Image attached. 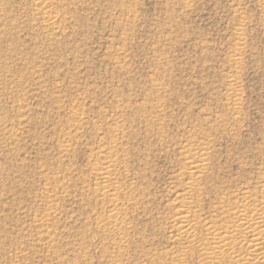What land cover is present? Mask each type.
Instances as JSON below:
<instances>
[{
  "label": "rangeland",
  "instance_id": "1",
  "mask_svg": "<svg viewBox=\"0 0 264 264\" xmlns=\"http://www.w3.org/2000/svg\"><path fill=\"white\" fill-rule=\"evenodd\" d=\"M263 194L264 0H0V264H250Z\"/></svg>",
  "mask_w": 264,
  "mask_h": 264
},
{
  "label": "bare ground",
  "instance_id": "2",
  "mask_svg": "<svg viewBox=\"0 0 264 264\" xmlns=\"http://www.w3.org/2000/svg\"><path fill=\"white\" fill-rule=\"evenodd\" d=\"M196 149H197V148H196ZM200 151H201V150H200ZM195 154H196V153H195ZM199 157H200V156H199ZM185 158H186V157H185ZM187 158H188V157H187ZM190 159H191V158H190ZM199 160H200V158H199ZM190 161H191V160H190ZM197 161H198V160H197ZM191 163H192V162H191ZM189 164H190V163H189ZM198 164H200V163H198ZM200 165H201V164H200ZM192 166H193V163H192ZM195 166H196V165H195ZM192 169H193V168H192ZM195 171H196V170H195ZM195 171H194V173H196ZM101 173H102V172H101ZM191 173H192V172H191ZM192 175H193V174H192ZM191 177H192V176H191ZM262 190H263V189H262ZM259 191H261V190H259ZM247 192H248V191H247ZM243 193H244V192H243ZM243 193H242V194H243ZM249 193H250V191L248 192V194H249ZM242 194H241V195H242ZM245 194H246V193H244V195H245ZM251 194H252V193H251ZM229 195H231V194H229ZM263 195H264V194H263ZM226 196H227V195H226ZM244 197H245V196H244ZM248 197H249V196H248ZM248 197H247V198H248ZM252 197H253V194H252ZM259 197H260V196H259ZM263 197H264V196H263ZM229 198H230V197H229ZM229 198H228V199H229ZM231 198H232V197H231ZM231 198H230V200H231ZM236 198H237V197H236ZM241 198H242V197H241ZM245 198H246V197H245ZM243 199H244V198H243ZM243 199H242V200H243ZM251 199H252V198H251ZM255 199H256V198H255ZM262 199H263V198H262ZM234 200H235V198H234ZM237 200H238V199H237ZM237 200H236V201H237ZM240 200H241V199H240ZM244 201H245V200H244ZM244 201H238V202H244ZM249 201H250V200H249ZM249 201H248V202H249ZM257 201H258V199H257ZM260 201H261V200H260ZM262 201H264V200H262ZM231 202H232V201H231ZM238 202H236L237 205H238ZM245 202H246V201H245ZM250 202H251V201H250ZM250 202H249V203H250ZM253 202H254V201H253ZM258 203H259V202H257V204H258ZM261 203H262V202H261ZM261 203H259V204H261ZM263 203H264V202H263ZM184 204H185V203H184ZM228 204H229V202H228ZM233 204H234V203H233ZM244 204H245V203H244ZM247 204H248V203H247ZM254 204H255V203H254ZM255 205H256V204H255ZM182 206H183V205H182ZM184 206H185V205H184ZM250 206H251V205H250ZM263 206H264V204H263ZM263 206H262V207H263ZM185 207H186V206H185ZM223 207H226V206H223ZM258 207H259V206H258ZM238 208H239V207H238ZM240 208H241V207H240ZM228 209H229V208H228ZM233 209L235 210L236 208L234 207ZM243 209L245 210V208H243ZM246 209H247V208H246ZM253 209H254V208L252 207V210H253ZM238 210H239V209H237V211H238ZM240 211H243V210H240ZM259 211H260V209H259ZM262 211H264V210H262ZM182 212H183V211H182ZM185 212H187V211H185ZM223 212H225V211H223ZM233 212L235 213V211H233ZM238 212H239V211H238ZM238 212H237V213H238ZM180 213H181V212H180ZM183 213H184V212H183ZM226 213H227V212H226ZM230 213H231V212H230ZM240 213H242V212H240ZM249 213H250V211H249ZM251 213H252V212H251ZM261 213H262V212H261ZM261 213H260V214H261ZM263 213H264V212H263ZM232 214H233V213H232ZM235 214H236V213H235ZM242 214H243V213H242ZM242 214H241V215H242ZM244 214H246V213L244 212ZM256 214H257V213H256ZM256 214H255V215H256ZM228 215H229V213H228ZM247 215H249V214L247 213ZM252 215H253V214H252ZM255 215H254V216H255ZM181 216H182V215H181ZM183 216H184V215H183ZM186 216H187V215H186ZM226 216H227V215H226ZM187 217H188V216H187ZM222 217H223V216H222ZM232 217H233V216H232ZM251 217H253V216H251ZM181 218H182V217H181ZM219 218H221V217H219ZM233 218H234V217H233ZM235 218H236V217H235ZM257 218L259 219L258 221H256V218H255V219L252 218L251 220H248V219L246 220V219H245V221L243 220L244 222H242V223H240V224L238 223V224H239V227L244 228V229H248V230H249V228H255V229L258 228V229H260V231H259L260 233L258 232L259 235H260V237L258 236V237H259V238H258V237L256 236L257 239L254 238V240H252V241H255V239H256V240H257V241H255L256 243H254V245H252V244L249 245V247H250V246H257V245H259V244L264 245V218L261 217V216H257ZM184 219H185V218H184ZM192 219H193V218H192ZM192 219H191V220H192ZM227 219H229V218H227ZM236 219H237V218H236ZM236 219H235V222H234V223H236ZM239 219H240V218H239ZM239 219H238V220H239ZM181 220H182V219H181ZM186 220H187V218H186ZM199 220H200V219H199ZM199 220H198V221H199ZM216 220H217V219H216ZM240 220H242V219H240ZM187 221H188V220H187ZM193 221H195V220H193ZM201 221H202V220H201ZM212 221H213V220H212ZM212 221H211V222H212ZM179 222H180V221H179ZM184 222H185V221H184ZM189 222H190V221H189ZM202 222H203V221H202ZM208 222H209V221H208ZM208 222H207V223H208ZM214 222H215V221H214ZM223 222H224V221H223ZM230 222H231V221H230ZM187 223H188V222H187ZM198 223H199V222H198ZM209 223H210V222H209ZM227 223H228V222H227ZM177 224H178V223H177ZM191 224H192V223H191ZM182 225H183V223H182ZM182 225H181V226H182ZM188 225H189V224H188ZM207 225H209V224H207ZM230 225H231V224H230ZM232 225H233V224H232ZM183 226H184V225H183ZM204 226H206V225H204ZM210 226H211V225H210ZM213 226H214V224H213ZM213 226H212V227H213ZM219 226H220V224H219ZM223 226H224V224H223ZM223 226H222V227H223ZM227 226H228V225H227ZM236 226H237V225H236ZM184 227H187V224H186V226H184ZM184 227H183V228H184ZM188 227L191 228L192 225H191V226H188ZM193 227H195V226H193ZM215 227H216V226H215ZM215 227H213V228H215ZM231 227H232V226H230L229 228L232 229ZM218 228H220V227H218ZM236 228H238V227H236ZM186 229H187V228H186ZM191 229H192V228H191ZM205 229H206V228H205ZM209 229H210V227H209ZM233 229H234V228H233ZM176 230L178 231V228H177ZM182 230L186 232V230H184V229H182ZM188 230H189V228H188ZM225 230H226V228H225ZM227 230H228V229H227ZM190 231H191V230H190ZM244 231H245V230H244ZM244 231H243V233H244ZM210 232L213 233L211 230H210ZM215 232H216V231H215ZM224 232L227 233V231H224ZM224 232H222V233H224ZM219 233H220V232H219ZM222 233H220V234H222ZM228 233H229V232H228ZM230 233H234V232L231 231ZM236 233H237V232H236ZM245 233H246V232H245ZM179 234H180V233H179ZM186 234H187V233H186ZM238 234H239V233H238ZM238 234H237V235H238ZM229 235L231 236L232 234H229ZM234 235H235V233H234ZM240 235H243V234H240ZM244 235H245V234H244ZM246 235H247V236H250V235H252V234H250V235L246 234ZM246 235H245V237H246ZM256 235H257V234H256ZM188 236H189V235H188ZM254 236H255V234H254ZM189 237H190V236H189ZM218 237H219V236H218ZM218 237H217V238H218ZM234 237H235V236H234ZM236 237H237V236H236ZM239 237H240V236H239ZM250 237H251V236H250ZM228 238H229V237L225 235L224 237H221L217 243H219V242H221V243L226 242ZM241 238H242V237H241ZM243 239H245V238H243ZM243 239H242V240H243ZM247 239H248V237H247ZM251 239H252V238H251ZM251 239H250V240H251ZM229 241H230V240H229ZM235 242H236V241H235ZM239 243H240V240H239ZM224 245H225V244H224ZM232 245H233V244H232ZM243 245H244V244H242V246H243ZM245 245H246V244H245ZM220 246H221V245H220ZM240 246H241V245H240ZM225 247H226V246H225ZM229 247H230V246H229ZM229 247H228V248H229ZM231 247H233V246H231ZM249 247H248V248H249ZM263 247H264V246H263ZM242 250H243V249H242ZM250 250H252V249H250ZM253 250L256 252V250L258 251L259 248H258V249H257V248H254ZM254 251H252V252H254ZM229 252H230V251H229ZM243 252H244V251H243ZM237 253H238V252H237ZM221 254H222V253H221ZM229 254H231V253H229ZM234 254H235V253H234ZM241 254H242V253H241ZM247 254H248V252H247ZM252 254H253V253H252ZM235 255H236V254H235ZM238 255H239V253H238ZM245 255H246V254H245ZM245 255H244V256H245ZM250 255H251V254H250ZM233 256H234V255H233ZM236 256H237V255H236ZM242 256H243V255H242ZM224 257H225V256H224ZM237 257H238V256H237ZM263 257H264V254H263ZM234 258H235V256H234ZM261 258H262V256H260L258 252L254 253V256L252 255V258H251L250 264H264V260H262ZM241 259H242V258H241ZM246 259H247V258H246ZM236 260H238V259H236ZM248 260H249V259H248ZM238 261H239V260H238ZM245 262H246V261H245ZM248 262H249V261H248ZM205 263H206V262H204V264H205ZM239 263H240V262H239ZM243 263H244V262H243ZM243 263H242V264H243ZM208 264H209V263H208Z\"/></svg>",
  "mask_w": 264,
  "mask_h": 264
}]
</instances>
